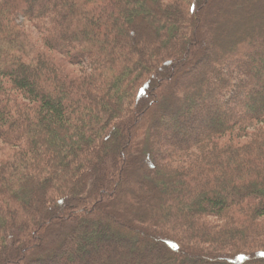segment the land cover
Masks as SVG:
<instances>
[{
  "label": "trees",
  "instance_id": "obj_1",
  "mask_svg": "<svg viewBox=\"0 0 264 264\" xmlns=\"http://www.w3.org/2000/svg\"><path fill=\"white\" fill-rule=\"evenodd\" d=\"M222 1L0 0V264H264V10L209 53Z\"/></svg>",
  "mask_w": 264,
  "mask_h": 264
},
{
  "label": "rangeland",
  "instance_id": "obj_2",
  "mask_svg": "<svg viewBox=\"0 0 264 264\" xmlns=\"http://www.w3.org/2000/svg\"><path fill=\"white\" fill-rule=\"evenodd\" d=\"M233 0H223L221 3H219V8L218 9H214L212 10L211 14L208 15V19L211 21L210 24L208 25V27L203 28L201 30V35H202V39L205 42H209V47H208V52L212 53L215 52V43L213 40L214 35L219 32L223 33L225 30L230 28L231 23L235 22L237 20V17L235 15H233L232 12H234V10L239 9L240 7H244L248 4H252L254 2H256V6L258 8L262 7L264 10V0H236V2H232ZM233 4V5H230ZM256 11H258V9H256L254 12L256 13ZM264 12V11H263ZM250 23V22H249ZM201 67H199L198 70H200ZM190 78H188L187 73H186V80H189ZM183 80V78L181 79V81ZM170 128H167V130H169ZM192 134H188V136H191ZM162 142H164L163 136H160L157 140V144H158V148L160 149H164ZM167 148V147H166ZM166 150V149H165ZM158 156H155L154 158V162H157ZM145 169H150V167L145 164ZM149 175H144L143 173L141 174V177L143 179L147 178ZM136 186L138 188H141V186L139 184H136ZM140 186V187H139ZM161 185L156 184V189L158 187H160ZM129 188H133L134 186H132V184H128ZM139 189H134L133 191L135 192V194L139 195Z\"/></svg>",
  "mask_w": 264,
  "mask_h": 264
}]
</instances>
